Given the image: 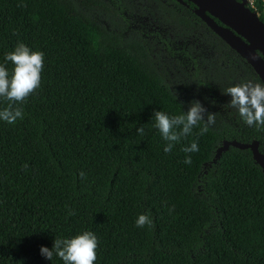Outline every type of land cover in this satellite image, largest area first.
<instances>
[{
	"label": "trees",
	"instance_id": "16d2710c",
	"mask_svg": "<svg viewBox=\"0 0 264 264\" xmlns=\"http://www.w3.org/2000/svg\"><path fill=\"white\" fill-rule=\"evenodd\" d=\"M196 8L190 0H0V64L12 73L5 56L20 42L44 53L40 87L13 105L24 118L0 120V264H63L41 247L84 231L98 238L95 264H264V169L251 148L217 156L224 140H257L264 153V129L226 108L223 92L264 81ZM251 9L264 21V0ZM144 17L207 37L210 54L192 55L194 46L151 32L172 56L190 59L193 77L184 74L201 87L196 94L174 82L137 29ZM197 100L215 124L199 135L202 121L165 153L155 112L180 115ZM9 103L0 97V110ZM192 142L199 151L185 164L181 149ZM141 214L151 226H136Z\"/></svg>",
	"mask_w": 264,
	"mask_h": 264
},
{
	"label": "clouds",
	"instance_id": "9594fccd",
	"mask_svg": "<svg viewBox=\"0 0 264 264\" xmlns=\"http://www.w3.org/2000/svg\"><path fill=\"white\" fill-rule=\"evenodd\" d=\"M252 58H260L259 53H255ZM5 59L14 67L10 74L8 68L0 64V97L10 102L7 107L0 110V120L15 124L18 119L24 118V112L22 108H14L13 105L24 103L40 87L44 53L33 51L20 42L14 51L6 54ZM223 92L231 96L230 103L225 105L226 108L237 109L246 125L264 129V84L247 81L229 86ZM205 112L206 109L198 100L193 101L189 110L180 115L170 116L164 111L155 112L153 127L159 130L161 137L167 142L164 147L165 153H170L182 138L191 135L193 128L200 126L202 121L204 123L200 127L199 135L209 131V127L216 122V115L208 113L205 120ZM138 134L141 136L145 134L143 126L138 129ZM181 151L188 154L184 163L191 164L190 154L199 151L198 143L192 142ZM83 175L81 173L82 177ZM173 210L174 208L169 209V212ZM69 214L74 213L70 211ZM145 225L151 226L152 220L148 215L141 214L136 220V226L142 228ZM97 247L98 238L95 233L84 231L72 238L56 237L51 249L47 246L41 247V254L49 260H53L54 256L59 257L63 264H95Z\"/></svg>",
	"mask_w": 264,
	"mask_h": 264
},
{
	"label": "water",
	"instance_id": "95a60500",
	"mask_svg": "<svg viewBox=\"0 0 264 264\" xmlns=\"http://www.w3.org/2000/svg\"><path fill=\"white\" fill-rule=\"evenodd\" d=\"M182 1V0H180ZM196 4L195 13L226 43L245 58L264 81V21L247 5V0H190ZM220 21V23L217 21ZM259 53L260 58L253 59ZM230 145L251 148L254 159L264 169V153L259 142L224 140L217 156Z\"/></svg>",
	"mask_w": 264,
	"mask_h": 264
},
{
	"label": "rangeland",
	"instance_id": "374dc122",
	"mask_svg": "<svg viewBox=\"0 0 264 264\" xmlns=\"http://www.w3.org/2000/svg\"><path fill=\"white\" fill-rule=\"evenodd\" d=\"M137 29L140 30L143 34H145L146 32V34L148 35L147 38L151 40V42L156 46L155 50L160 55L159 60L164 62L167 61L166 68L168 69L169 74L170 76H172L174 82L180 84L182 83V85L186 83L189 86V89L186 90H193L194 94H196L198 92L197 89L201 87L197 83L193 85L191 82V78L187 79L184 74V72L186 71L193 77V73L191 71L192 67H188V63H191L190 59H188L183 54H177V57L172 56L168 51L167 47L165 46L164 42L161 40V38L157 37L151 32H153V30H157L158 33L161 34V36H168L171 41L170 43H172L173 45L175 41L179 43V45L184 44V46H194V48H190L192 55H195L198 50H201V53H203V55L207 56L210 54L209 41L207 37L204 35L193 36L185 32V28L174 24L173 22H164V20L154 21L150 17H144L138 23Z\"/></svg>",
	"mask_w": 264,
	"mask_h": 264
},
{
	"label": "built area",
	"instance_id": "2783aa9c",
	"mask_svg": "<svg viewBox=\"0 0 264 264\" xmlns=\"http://www.w3.org/2000/svg\"><path fill=\"white\" fill-rule=\"evenodd\" d=\"M257 0H247V5L250 8H255L256 7Z\"/></svg>",
	"mask_w": 264,
	"mask_h": 264
}]
</instances>
